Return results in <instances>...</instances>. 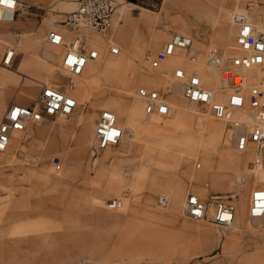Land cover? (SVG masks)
Masks as SVG:
<instances>
[{
  "label": "rangeland",
  "instance_id": "1",
  "mask_svg": "<svg viewBox=\"0 0 264 264\" xmlns=\"http://www.w3.org/2000/svg\"><path fill=\"white\" fill-rule=\"evenodd\" d=\"M123 1L117 0V3H128ZM222 2H225V0H142V3H138V6H127L130 12L129 18L132 16L137 17V26L131 33V45L123 44L121 53L127 56L135 55L133 66L139 70H146L152 66L150 61L145 59V56L147 54L154 56L170 40L172 34L178 32L190 37L194 36L198 44L194 43L197 50L195 52L196 60L202 55L205 60L207 59L206 54L210 43L216 45L219 53L222 54V48L217 44L218 28L214 24L216 15H218L219 5ZM28 3L38 4L41 9H22L16 24L11 28V30L17 32L11 36V43L19 51L16 61L13 62V65L15 64L14 68L16 67L17 69L23 65V41L38 35L45 45L55 47L47 39L48 33L51 30H56L68 36L70 31L63 24L65 19L63 12L73 11L78 8L76 3L72 6H60L52 4L51 0H29ZM233 12L246 13L252 21L254 15H261L262 22H264V2L262 5L254 6L252 2L250 3L247 0H228L227 21L229 23ZM146 16L150 19V24H139L138 20ZM126 20L124 18L120 22H116L113 17V25L109 29L110 31L97 32L86 28L80 31L83 35L94 34L108 40L103 49L104 54H102V58L105 60L109 57H117L109 53L108 44H119L118 31L123 28L125 22L127 24L128 20ZM261 28L264 29V26ZM111 37L116 40L109 41ZM71 38H66L65 43L68 44ZM201 43L202 45L207 43L208 47L203 49ZM65 50L66 45L64 44L60 48L61 55L58 60V66L61 69H63L62 59ZM235 50V48L231 49V53L227 56L235 53ZM5 52L6 48L3 56ZM42 56L43 51L40 52L41 59H43ZM30 72L28 68L26 71H21L20 75L9 72L15 76L18 75V77H24L29 85H35V89H31L32 92L30 89V92L19 91L24 97L20 98V101L24 103L33 100L39 94L44 83H46L43 77L40 80L33 79ZM42 75H47V72ZM75 78L76 76L67 73L64 79L66 84L62 87L65 90L67 89V93L70 95H73L70 90H72ZM171 80L175 82V78L172 76L166 84L173 83ZM217 80L218 86L221 80L219 73L217 74ZM259 82L264 85V79H260ZM115 84L107 76L93 80L91 87H89L90 92H93L89 103L97 105L103 97L108 96H118L127 100L126 96L112 89V85L117 86ZM56 85L58 86L60 83L57 82ZM165 85L163 84L158 90L155 86L148 87L144 84H138L133 90L138 94L140 88L146 87L158 91L161 95V91L166 89ZM206 85L211 87L207 83ZM1 86L0 90H3V88H8V90L11 88L12 90L10 91V96H8L9 102L7 100V105L12 101L19 100L13 93L16 89L14 84L4 83ZM52 87L59 89L56 86ZM36 91L37 93H34ZM134 99H139V97H132V100ZM183 99L189 108L193 106L186 98L183 97ZM196 107L193 112L200 121L213 120L217 125L221 124L220 121L211 115L207 106L196 105ZM94 109H96L95 113L98 117L100 106L97 105ZM75 111L71 116V121H74V117L80 111V108L77 107ZM172 113H175V109H173ZM161 118L167 120L170 117ZM59 119L66 120L69 118L65 116L49 118L43 123L34 126L41 127L44 123L55 122ZM197 125L199 124L195 121V130L200 131V127ZM127 133L129 134V132ZM226 133L225 130L219 141L220 148L228 145L230 150L240 151L227 139ZM196 134L199 135V132H196ZM28 135L29 132L23 133V136ZM129 136L131 138L130 134L127 137L129 138ZM164 136H175L181 139L182 133L167 130L158 135V137L150 136L149 140L152 148L146 152V156L144 155L143 158H140L138 155L134 163H124L122 165L125 177L128 179L127 183L114 190L108 196L102 195L99 204H97L99 207L95 206L96 208L89 200V196L91 193L104 192L105 187H107V180L110 178V174H99L97 167L94 168L95 161L98 158H102L105 151L95 153L91 147L92 144L86 148L85 159L88 165L90 164L87 174H84L83 159L78 157L80 165L72 168L71 162L69 163L60 145L53 143L56 140L54 134H49V132L39 138L33 137L32 143L21 148L24 149L27 157L24 153L17 150L15 157L8 159L3 156L5 152L0 151V264H264V217L260 218V222L263 224H254V219L249 216L251 193L247 209V221L249 222L250 230L243 237L231 240L222 237L223 233L230 231L225 227L195 220L186 215L184 217L189 221L188 224L178 221L177 217L167 211L165 209L166 206L160 203L162 196L168 197L165 189H157L153 193L152 204L147 200L152 176L160 172V170H162L161 174L166 173V176L174 178L175 181H185L186 195L184 201L190 191L195 189L208 194L209 198L207 200L213 195L221 193L224 195H236V198L242 196L241 191L238 189L240 185L237 182V175L240 171L233 172V175L228 178L223 188H218L211 183L206 189L207 192L203 190L201 184L196 186L190 179L185 177L186 170L199 171L203 169L205 163L201 154L184 160L181 164L175 163L174 158H171V160L173 159L171 165L169 164L167 167L158 166L156 163L162 150H168L167 147H170L171 149L169 150L172 152V156L175 157L176 153L178 154L179 151L185 148L182 140H180V143L170 142L163 140ZM51 147L52 149H49ZM123 148V146L121 148H113L117 155H124L119 158L121 160L129 158L133 153L132 150L129 156H126L128 152L124 154ZM46 153H48V156L43 158ZM244 153L251 154L245 167L248 171L251 162L254 160L252 147H247ZM56 156L60 157L63 162L62 169L59 172L55 170L53 165V160ZM152 158L156 159L150 162ZM217 159L218 161L220 160L219 156ZM147 165L148 167L151 165L155 167L153 166V169H150L149 176L146 177L141 170L148 168L146 167ZM245 168L243 167L242 170ZM263 168L264 165L259 166L257 171ZM69 169H71L73 174L72 177L61 181L60 177H64V173L69 171ZM129 169H134V172H137L136 177L129 172ZM216 170L219 171V163ZM43 172H49L50 180L40 176V173ZM253 174L256 175V173ZM135 182L139 184L137 190L131 187ZM262 184H264V180L262 181L260 178L255 177L254 184L250 187V192L255 186ZM113 198H122L125 202V207L128 201L131 203L134 200L138 202V205H130L126 213L128 215L125 216L126 218L123 222L111 223L108 218L100 221L97 208L103 213H124L120 209H110L104 204L103 200ZM253 235H255L256 239L251 238ZM252 255H259L260 258L255 260L251 258Z\"/></svg>",
  "mask_w": 264,
  "mask_h": 264
},
{
  "label": "bare ground",
  "instance_id": "2",
  "mask_svg": "<svg viewBox=\"0 0 264 264\" xmlns=\"http://www.w3.org/2000/svg\"><path fill=\"white\" fill-rule=\"evenodd\" d=\"M25 1L29 2V0H25ZM247 1L250 3L252 2V5L254 6L262 5L264 2V0H247ZM138 5L139 4H135L132 2H128L127 4L118 3V7L114 15L115 21L116 22L121 21L124 18L129 21L130 12L128 11L127 6H138ZM252 18H253V23L257 27L261 28L264 26V22H262L261 15H256V16L254 15ZM227 19H228V0H225V4L224 2H222L219 5L218 15H216V22H214V24H216L218 28L217 44H219L222 48L223 57H226L228 54H230L231 49L233 50V48H235L236 46L235 38H236L237 28L232 22V20L229 23ZM138 23L149 25L150 19H148V16H146L140 18L138 20ZM15 24L16 21L11 23L0 22V67H1L0 86L3 85L4 83L14 84L16 86L15 87L16 89L13 91V93L18 96H23L19 93V91L30 92L35 85L32 84L29 85L25 81L24 77L23 78L18 77L17 83L12 79H6L7 75L5 74V71H9V70L15 71L16 67L14 68L15 64L13 65V63L9 66L3 63V60L5 58V55L3 56L4 49L6 48L7 50V46H14L11 43V36L16 34L17 32L12 31L11 28ZM136 26L137 24L132 21L131 25L129 26V34L134 31ZM87 36L88 38H93V41L92 40L90 41L89 39H87V41L90 46H95L99 49L101 53L100 55L101 57L98 60L91 61L87 65L83 74L76 76L75 82L72 86V90L69 89L71 91L69 92L73 94L78 100V108H80V111L74 117V121L73 120L71 121L70 119L71 116L76 111H74L72 115L67 117L69 119L66 120L59 119L58 121L55 122L52 121L51 123L50 122L44 123V125L41 127L34 126V125H39L41 123L31 124L28 127L27 131H25V132H29L28 136H23V133L25 132H14L10 145L5 151H2L5 152V154L3 155L4 158L5 156L8 159H10L11 157H15V154L18 151H21L27 157V154H25L24 149L21 148L32 143L33 137L39 138L43 136V134H45L46 132H49V134H54L56 140L53 141V143L60 145L61 150L66 154L69 163L71 162L72 168L73 166L75 167L80 165L79 163L80 161L78 160V157H80L83 159L84 174H87V172L90 169V164L88 165L85 159L86 157L85 150L87 147H89V145L93 143L95 127L98 120L97 114L95 113L96 109L94 108L95 106L98 105L100 106V110L101 109L112 110L117 115L119 125L125 130L126 133L129 132V134L131 135V138L130 136L129 138L126 136V140L122 145L124 147L123 148L124 154L128 152L126 156H129V154L133 150V153L131 154V156H129V158H123V160H121L119 158L124 155L118 154L119 155L118 156L117 153L114 152V149L109 147L105 150L104 156L102 158H98L95 161L94 168L97 167L98 169L97 172L99 174H110V178L107 180V185H106L107 187H105V190L103 192V194H105L104 196H108L114 190L118 189L119 187L127 183L128 179L127 177H125V173H124L125 171L122 169L123 168L122 165L124 163L127 164H130V162L134 163V160L135 158H137L138 155L140 156V158H143L144 155L146 156V152L152 148L151 141L149 140L150 136L158 137V135H161V133L166 132L167 130H172L176 133L181 132L182 133L181 139L175 136H164L163 140H168L170 142H175V143H180V140H182V142H184L185 148L179 151L178 154L176 153V156L173 157L172 152L169 150L171 148L167 147L168 150L167 149L162 150V152L160 153V157L157 160L156 164H158V166L167 167L169 164L170 165L172 164L173 159L171 160V158H174L175 163L178 162V164H181L182 162H184V160H187L189 158L191 159L192 157H197L201 154L203 157V161L205 163L203 169L199 171H194L191 169L186 170L187 172L185 173V177H187V179H190L193 182V184H195L196 186L197 184L198 185L201 184V187H203V190H205L206 192H207L206 189H208L207 187L211 183L216 185L218 188H223L226 185L228 178L233 175V172L240 171V173L237 175V182L240 185L238 189L241 191L242 196L240 197L241 198L240 201L238 200L239 198L235 199V205L237 207L235 222L231 228H227V229L233 228L232 232L239 234L240 237H243L245 234H247L246 232H248L250 229L245 219V216L247 214L245 207L246 198L247 195L250 196L251 192L249 193V191L251 185L254 184V178L258 177L260 178V180L262 181L264 180V168L259 169L256 172V175L252 174L250 168H248V171L245 168L247 163L249 162L251 154H246L244 153V151L243 152L232 151L230 150L228 145H224L223 148L222 147L220 148L219 141L221 140V137L225 131V125L223 123L217 125L213 120H209L205 122L200 121L193 112V110L197 108L196 105L191 102L193 106L189 108L187 106V103L183 99L184 95L181 84L176 81L173 82L172 80L171 81L173 83L170 84H166V83L168 82L169 78L172 77L173 70L177 66H179L183 68L187 73L198 74L203 79L204 83L210 85L211 86L210 88L212 89L223 90L224 88H227L229 84L225 81L223 82L222 80H220V84L217 86L218 72L209 64L207 60L204 59L203 55L198 60H192L188 55L178 53L177 55L170 57L167 61L163 62L159 68L150 67L146 70H139L133 66V62L135 59L134 58L135 55L133 54L127 56L124 53H121L117 57H109L103 60L102 58L103 57L102 54H104L103 49L104 46L108 43L107 42L108 40L106 38L99 37L94 34H89ZM191 37L194 43L198 45L194 36ZM121 38L122 35H120L119 37L120 42L119 44L118 43L117 44L120 45V47L122 48L124 42L121 40ZM109 39H110L109 41L116 40L113 37ZM206 44L202 45L201 43L203 49H205V47L208 46L209 49L216 48V45L212 43H210L208 46ZM22 45H23V54H24L23 65L22 66L20 65L21 67L18 70V74L20 75L21 71H26V69L28 68L31 71L30 75L33 76L32 77L33 79L40 80L41 77H43L46 82L44 84H48L49 86H56L60 90L67 93L68 90L67 89L65 90L62 87L66 84L64 79L65 76H67V71L65 70L63 71L64 68L61 69L58 66V60L61 55L60 48L63 47V45H55V47H49L42 42L41 37L38 35L30 39L24 40ZM41 51H43V56H42L43 59H41L40 57ZM18 54L19 51L16 50L13 62L16 61V57ZM150 55L151 54H147L145 56V59H148ZM44 72H47V75H42ZM246 75L251 81H253L254 83H258L260 79H264V68L249 70L246 73ZM103 76L110 77L111 80L114 83H116L115 85H117V86L112 85V89H115L118 93L126 96L128 99L124 100L122 98H119L118 96H108V97H103L102 100H100L97 103V105L90 104L89 100L91 99V94L93 92H90L89 87H91L93 80L100 79ZM57 82H59L60 85L57 86L56 85ZM138 84H144L148 87L155 86L157 87L158 90L163 84L164 85L166 84L165 85L166 89L164 88L165 90L161 91L160 89L162 93L161 95L170 104L172 109H175V113H171V115L169 116L170 118L167 120H163L160 116L157 115H148L145 111V102L141 100V98L132 100V97L138 96V94L135 93V91L133 90V88ZM10 91H12L11 88L9 90L8 88L7 89L3 88V90H0V99H1L0 117L3 109H5L8 106L7 99L8 96H10L11 94ZM34 93H37V91ZM219 98L224 100L225 96L224 97L219 96ZM241 117L248 119V116L245 114L242 115ZM195 121L199 124L197 126L200 127V131L195 130ZM74 125L75 127L73 128ZM196 132H199V135L196 134ZM49 149H52V147ZM48 153L44 154L43 158L47 157ZM216 156L217 157L219 156L220 158L219 161ZM155 159L156 158H152V160L150 159V162H152ZM218 163H219V171L216 170ZM153 166L154 165L148 167L147 165L146 167L148 168H144L141 170L142 174L144 173L146 177L149 176L150 169H153ZM243 167L245 168L244 170H242ZM134 171H135L134 169H129V172H131L136 177L137 172L135 173ZM161 171L162 170H160V172L152 176L150 189L151 190L165 189L168 193V198L170 200V203L166 206H170L176 202L180 206V208H182V212L184 213V204H185L184 199L186 195L185 181L184 182H179L178 180L175 181L174 178L166 176L167 175L166 173L161 174L162 173ZM72 175L73 174L71 172V169H69V171H66L63 176L68 180L69 178L72 177ZM40 176L46 180H50L49 172L40 173ZM138 186L139 184H137V182L131 185V187L134 190H137ZM190 192L196 193L204 200H207L209 198L208 194L203 193V191L197 189ZM101 197L102 196H100L99 192L91 193L89 196V200H91V202L94 204V207L95 206L99 207L97 204H99ZM124 207H125V202H124ZM101 214L102 216L105 215V213H103L102 211ZM240 217L242 218L241 220ZM258 220H260V218L254 219L253 222H256Z\"/></svg>",
  "mask_w": 264,
  "mask_h": 264
},
{
  "label": "built area",
  "instance_id": "3",
  "mask_svg": "<svg viewBox=\"0 0 264 264\" xmlns=\"http://www.w3.org/2000/svg\"><path fill=\"white\" fill-rule=\"evenodd\" d=\"M124 1L135 4L142 2ZM22 7H25L22 0H0V22H14ZM117 7V0H78V8L67 15L65 26L74 31L86 28L104 32L111 28ZM231 20L237 28L235 53L223 57L218 49L211 48L206 54V60L218 71L220 79L229 84L227 88L212 89L198 74H189L181 67L174 69L173 77L181 84L183 95L188 101L207 106L212 116L225 125L227 139L238 150L246 151L247 147H252L254 160L250 171L256 173L258 167L264 165V86L262 82L251 81L246 73L264 68V29L257 27L243 12H233ZM48 40L54 45H62L64 36L60 32L51 31ZM178 51H185L192 60H196L192 37L180 33H174L164 47L154 56L150 55L148 60L153 68H159ZM109 52L118 55L120 47L110 44ZM15 53L16 48L9 46L3 63L11 65ZM99 57V50L87 49L86 39L78 35L67 48L62 67L70 75L79 76L91 61ZM138 96L145 101L148 115L166 117L171 114L172 107L158 91L142 87ZM219 96H225V99ZM77 107L75 97L52 86H44L30 106L10 104L0 123V151L8 148L14 132H25L30 124L41 123L46 118L69 117ZM244 114L248 119L241 117ZM128 135L119 125L117 115L110 109H104L97 121L91 147L95 153L109 147L121 148ZM53 165L57 172L61 171L62 159L56 156ZM233 199V196L221 193L204 200L190 192L185 200L184 213L195 220L231 228L236 215ZM104 203L113 210L124 207L122 198L108 199ZM160 203L166 206L170 200L162 196ZM249 216L251 219L264 217V184L255 186L251 192Z\"/></svg>",
  "mask_w": 264,
  "mask_h": 264
},
{
  "label": "crops",
  "instance_id": "4",
  "mask_svg": "<svg viewBox=\"0 0 264 264\" xmlns=\"http://www.w3.org/2000/svg\"><path fill=\"white\" fill-rule=\"evenodd\" d=\"M23 1V3L25 4V7H22L21 8V11H20V13H19V16H20V14H21V12H22V9H30V8H35V9H41V6H38V4H29L27 1H25V0H22ZM51 3L52 4H54V5H60V6H72V5H74L75 3L76 4H78V0H51ZM142 3V2H141ZM140 4V3H139ZM224 4H225V2H224ZM74 11V10H73ZM71 11H69V12H63L64 13V15H65V19H64V22H63V24H64V26H65V20H66V17H67V15L70 13ZM19 16L17 17V19L19 18ZM134 19H133V18ZM131 18H129L130 20L128 21L129 23H127L126 24V22L123 24L124 26H123V28L122 29H120L119 31H118V39H119V37H120V35H122V38H121V40L124 42L123 44H127V45H131V43H132V36H131V33L129 34V26L131 25V22L133 21V22H135L136 24H137V17H134V16H132ZM17 19L15 20V21H17ZM131 21V22H130ZM113 22V21H112ZM120 22V21H119ZM2 23H5V22H2ZM113 25V24H112ZM112 27V26H111ZM65 28H67L66 26H65ZM68 29V28H67ZM69 31H70V33L68 34V36H66L65 34H63L62 32H60V31H57V32H60L61 34H63V36H64V42H63V44L62 45H66V50H67V48L70 46V44L73 42V40L78 36V35H82L85 39H86V48L87 49H92V48H94V49H97V50H99L97 47H95V46H90L89 45V43H88V41H87V39H89L90 41L92 40L93 41V38H88V36L87 35H83V33L81 32V31H74V30H71V29H68ZM12 31H15V30H12ZM51 31H56V30H51ZM50 31V32H51ZM123 31V32H122ZM49 32V33H50ZM49 33H48V35H49ZM175 33H178V32H175ZM76 34V35H75ZM174 34V33H173ZM172 34V35H173ZM181 34V33H180ZM48 35H47V39H48ZM185 35V34H184ZM188 36V35H187ZM69 37H72L71 38V40H70V42L68 43V44H66L65 43V41H66V38H68L69 39ZM172 37V36H171ZM148 38V37H147ZM171 39V38H170ZM169 41V40H168ZM110 44H114V43H110ZM110 44L108 45V51H109V47H110ZM117 46H119L120 47V45H118L117 44ZM8 47L9 46H7V49H8ZM164 47V46H163ZM162 47V48H163ZM161 48V49H162ZM66 50H65V53H66ZM7 51V50H6ZM121 51H122V49H121V47H120V53L118 54V55H120L121 54ZM194 52H197V50H196V48H195V46H194ZM99 53H100V51H99ZM110 53V52H109ZM178 53H182V54H185V55H187L186 54V52L185 51H178L177 53H176V55L178 54ZM111 54V53H110ZM4 55H6V52H5V54ZM65 55V54H64ZM100 55H101V53H100ZM118 55H116V56H118ZM64 57V56H63ZM101 57V56H100ZM99 57V58H100ZM63 60V59H62ZM4 61V60H3ZM2 62V61H1ZM13 63V62H12ZM177 67H179V66H177ZM176 67V68H177ZM0 69H1V67H0ZM20 69V67L17 69V68H15V71H12V70H9V71H5V74L7 75L6 76V79H12L13 81H16V83H17V79H18V75L17 76H15V75H13V74H11V73H9L10 71L11 72H14V73H16V74H18V70ZM173 73H174V70H173V72H172V76H173ZM67 82V81H66ZM44 86H49L48 84H44ZM44 86L42 87V89L44 88ZM42 89L40 90V92H39V94L41 93V91H42ZM151 90V89H150ZM139 91V90H138ZM38 94V95H39ZM38 95H36L35 96V99L38 97ZM18 98H19V100L18 101H12L10 104H12V103H17V104H21V105H24V106H30V105H32L33 104V102L35 101V99H33V100H31L30 102H26V103H24V102H22V101H20L21 99L20 98H24L23 96H18V95H16ZM73 97H75L74 95H72ZM76 98V97H75ZM1 100V99H0ZM8 100V99H7ZM17 100V99H16ZM142 100V99H141ZM78 101V100H77ZM144 101V100H143ZM1 102V101H0ZM145 102V101H144ZM10 104H8V106L5 108V110H4V112H3V114L1 115V120H0V123L2 122V120H3V117H4V114H5V112H6V110L8 109V107L10 106ZM1 105V104H0ZM102 110H104V109H101L100 110V112H99V116H100V113H101V111ZM172 112H173V109H172ZM171 112V113H172ZM171 115V114H170ZM169 115V116H170ZM99 116H98V119H99ZM157 116H160V115H157ZM169 116H166V117H169ZM161 117H163V116H161ZM47 119H49V118H46L45 120H47ZM98 121V120H97ZM42 123V122H41ZM34 124H36V123H34ZM39 124V123H38ZM31 125V124H30ZM29 125V126H30ZM96 125H97V123H96ZM28 126V127H29ZM96 128V127H95ZM28 129V128H27ZM27 131V130H26ZM128 134V133H127ZM11 140H12V138H11ZM10 143H11V141H10ZM10 145V144H9ZM111 148H115V147H111ZM106 150V149H105ZM104 150V151H105ZM253 174V173H252ZM60 179H61V181H65V180H67L65 177H60ZM156 190H151L150 189V193L147 195V200L152 204V197H153V193L155 192ZM249 193H250V191H249ZM102 195H105V194H103V192H100V196H102ZM231 196H235L234 197V199H233V203L235 204V199H236V195H231ZM248 198V199H247ZM247 198H246V203H245V207H246V211H247V209H248V206H249V201H250V197L247 195ZM240 199L241 198H239L238 200L240 201ZM239 203V202H238ZM130 205H133V206H136V205H138V202L136 201V200H134V201H131V203H130V201H128V204L126 205V207L125 208H123V209H120V210H122L124 213L123 214H115V213H105V215L104 216H102V214H101V210H98V213H99V215H100V221H102L103 219H106V218H108V220H109V222H111V223H120V222H123V220L126 218L125 216H127L128 214H126L127 213V210L129 209V207H130ZM236 206V205H235ZM165 209H167V211H169V212H171V213H173L174 214V216H176L177 217V219H178V221H180V222H182L183 224H188V220L187 219H185V214L182 212V208H180V206L175 202L174 204H172V205H170V206H166V208ZM236 212H237V207H236ZM124 216V217H123ZM242 218L240 217V220H241ZM245 219H246V221H247V214H246V216H245ZM254 224H263V223H261L260 222V220H258V221H256V222H253ZM247 224H249V222L247 221ZM233 229V228H232ZM232 229H229L230 231L228 232H226V233H223V235H222V237L224 238V239H228L229 238V240H231V239H237V238H241L240 237V235L239 234H237V233H233L232 231ZM255 236V235H254ZM254 236H251V238H253V239H256ZM226 237V238H225ZM26 238V237H25ZM27 240V239H26ZM225 243H226V241H224ZM251 258H253V259H259L260 258V256L259 255H252L251 256ZM258 261V260H257Z\"/></svg>",
  "mask_w": 264,
  "mask_h": 264
}]
</instances>
